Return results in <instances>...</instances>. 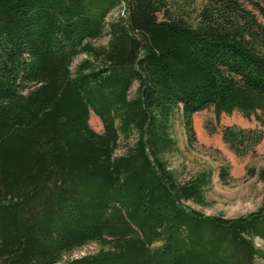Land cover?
I'll list each match as a JSON object with an SVG mask.
<instances>
[{
  "label": "trees",
  "instance_id": "obj_1",
  "mask_svg": "<svg viewBox=\"0 0 264 264\" xmlns=\"http://www.w3.org/2000/svg\"><path fill=\"white\" fill-rule=\"evenodd\" d=\"M201 1L192 16L168 0H0V264L264 262V196L207 216L188 203L205 204L213 171L180 181L167 158L176 113L189 144L209 108L264 128V25L246 7L264 19V0ZM263 139L222 130L239 157Z\"/></svg>",
  "mask_w": 264,
  "mask_h": 264
},
{
  "label": "rangeland",
  "instance_id": "obj_2",
  "mask_svg": "<svg viewBox=\"0 0 264 264\" xmlns=\"http://www.w3.org/2000/svg\"><path fill=\"white\" fill-rule=\"evenodd\" d=\"M258 1L259 0H255ZM174 7H180L187 15H194L195 9L202 5L201 0H168ZM260 4L264 7V2ZM246 7L252 10L260 22L264 25V19L252 9L250 5ZM124 10L122 6L115 9L108 17L110 23L113 20L122 18ZM108 37H103L95 41L94 45H105ZM79 57L74 65L83 59ZM136 84L132 88L135 92ZM89 124L92 129L101 133L103 126L100 119L93 112L89 116ZM227 126H237L243 129H262L260 124L254 119L247 120L241 113L235 111L230 115L221 113L216 115L213 108H209L193 116V128L195 132V142L189 144L185 130L181 123V118L176 113L172 118V136L177 143L176 152L168 155L171 169L176 173L180 181H186L201 171L208 169L213 171L210 186L205 191L206 202L204 205H197L189 202L193 209L202 212L207 216H221L223 218H238L256 211L262 203L264 196V184L256 177H249L247 171L251 168H264V139L254 149L253 153L245 156H237L230 147L222 140V130ZM122 144L118 152H122ZM229 167L230 181L223 183L218 176L220 167ZM257 248H262L259 239L254 240ZM100 249L95 243L88 244L83 248L73 251L65 258H75L87 254H92ZM254 264H264L256 259Z\"/></svg>",
  "mask_w": 264,
  "mask_h": 264
}]
</instances>
